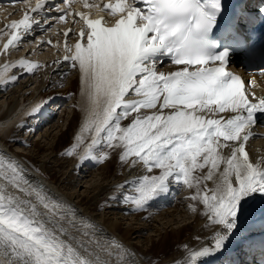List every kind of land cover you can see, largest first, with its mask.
Returning a JSON list of instances; mask_svg holds the SVG:
<instances>
[{
    "label": "snow or ice",
    "instance_id": "obj_1",
    "mask_svg": "<svg viewBox=\"0 0 264 264\" xmlns=\"http://www.w3.org/2000/svg\"><path fill=\"white\" fill-rule=\"evenodd\" d=\"M83 2L85 8L107 10L110 18L91 19L80 11L73 15L72 0H61L63 7L50 9L58 12L57 21L71 16L73 24L81 25L75 34L63 33L65 41L75 38L73 44H65L64 60L79 73L86 103L81 134L65 154L73 155L84 144L83 134L90 132L91 143L81 163L89 159L104 163L115 154L123 165H140L151 175L134 181L135 194L124 195L121 201L136 211L170 194L173 184L193 189L189 209L197 213L202 205L211 242L199 250L188 249L183 264H202L222 255L243 223L264 216V159L252 162L245 148L258 120L264 118V98L257 100L254 94L250 98L245 82L227 71L237 52L249 61L264 60V49L248 43L252 30L264 23V6L252 10L248 0L232 5L224 0H116L102 8ZM44 7V0H38L30 11L39 14ZM34 24L39 25L37 16L25 13L0 30V36L7 27L13 30L4 49L21 41L18 30L26 34ZM163 58L183 67L158 72ZM18 64L29 73L40 67L25 60ZM8 68L4 65L5 72ZM220 113L233 115L215 118ZM124 120L130 121L127 126H122ZM99 145L108 151L97 156L93 150ZM6 169L20 175L15 161L7 162ZM126 186L127 182L119 187L123 191ZM12 187L24 192L18 184ZM38 202L49 210L43 196ZM64 212L71 222L79 219L85 227H95L72 209ZM49 223L35 204L0 187V264H107L67 243L62 239L65 230L49 228ZM113 244L122 258L134 255ZM124 264L134 262L124 260Z\"/></svg>",
    "mask_w": 264,
    "mask_h": 264
},
{
    "label": "bare ground",
    "instance_id": "obj_2",
    "mask_svg": "<svg viewBox=\"0 0 264 264\" xmlns=\"http://www.w3.org/2000/svg\"><path fill=\"white\" fill-rule=\"evenodd\" d=\"M2 21L3 19L0 17V22ZM38 42V39L36 41L30 40L27 44L29 46L32 45L30 47L32 54L37 55L43 62L41 63L39 69L33 71L32 73L28 72L26 76H28L30 80L35 72L39 73L40 78L31 84L29 80L24 84L21 82L18 87L16 86L17 88H15L13 92L9 93L8 89L13 86L9 84L11 81L10 79L13 76H16L19 72L23 71L22 68L18 69L19 71L17 70L11 75L9 81H6L7 85H0V153L4 154L0 157V160L4 161L3 164H0V187L6 186L7 191L12 195L35 204L37 206V210L41 213L42 218L46 221H51V223L48 224L49 228L54 230L63 228L66 235H64L62 239L80 250L85 255L91 253L92 258L99 257L102 261L107 262V264H118V261L120 264H124V260L132 261L134 264H175L176 261L180 260L181 264H183V259H186L188 249L199 250L200 247L211 242V227L202 213V205H198L197 213H193L189 209V204L193 203L189 200V197L194 194L193 189H186L182 185L177 186L176 184H173L172 188L175 190V194L180 191L183 192V190L187 191V194L184 196L185 210L183 212L173 211V214L170 212L165 214L159 213L160 216H164L165 219L167 216L169 219H166V222H157L155 225H153V223H156V220H151L149 216L145 215V212H141V210H134L132 206L126 202L122 203L121 201H123V197L121 201L116 199L120 205V209L123 210V207L121 206H124L125 210L137 213V216L142 217L144 221L142 226H140L141 228L139 227L140 230L134 228L126 230L120 228L116 220L113 222L112 219L108 220L107 217V219L103 217V220H101L99 218L100 216H97L95 213V208L109 206L110 204L105 205L104 202L107 200H113L114 197H118L120 199L119 194L122 193L123 195V191L119 186L125 185L126 182L127 186L125 188H128L130 191H127L126 193V189L124 194L134 195V181L139 179L143 174L151 175L146 173V170H144L140 165H136L134 168L123 165L118 162V158L115 154H112V158L100 166L96 161H93V163L88 161V163L82 164L80 160L79 163L81 164H79L78 167L74 165V167H72L73 169L71 168V172L76 174L79 168L86 165L96 167L98 170H101L102 173H100V176L102 177V182L105 183V185L100 184L92 187L94 190L91 197L87 196L79 198L80 194L78 193V195L74 197L76 201L73 199V195L71 193L66 194L59 188V180L54 181L51 175H45L46 172L43 171V169L45 166L48 168L49 161L56 163L57 165L55 167L59 170H64V162H60L61 160L58 159V151L62 149V145H64L70 137L75 138L77 133V122H79L78 131H80L77 136L81 134L82 125L86 116V103L81 95L79 73L71 67L69 62L64 60L63 56L65 51L62 46L52 40L50 42L52 44L51 47L49 45H45L47 51L45 54H41V52H43V48L41 47L40 49H37L39 46L35 48V45ZM29 46H27V48ZM17 52L18 51L15 53ZM27 54H31L30 50L27 51ZM54 56L58 58L53 59ZM57 64H59L58 67ZM54 68L55 70L57 68H61L63 71L71 72V76L69 75L70 77L67 78L66 82L64 81L63 84L56 85V87H62V85H64L63 89H57V91L53 90L54 87L52 88L54 78L52 79L50 75L48 76V74H55L54 71L52 72V69ZM157 71L163 73L170 72L167 67H163V65L160 64H157ZM2 73L4 74L5 72ZM23 77L25 76H21V78ZM257 78L259 81L264 82L261 80L262 78L260 76ZM35 83L37 84V87L34 88V90H31L30 86ZM9 94H11V96H9ZM16 94L18 95L17 97L15 96ZM56 101H71V106L75 112V116L70 121L68 129L61 133L58 139L53 141V143L45 146H40V144L37 143L33 146L34 148L32 152L35 156L38 158L42 157L47 160V162L40 164V172L36 167L19 155V153L17 154L16 150L13 151L12 148L17 147V149H19L20 145H25L26 141H23L18 137V132L23 126L28 125V121H36L39 119L41 124L44 123L43 126L49 124L50 121L48 118L46 119L49 112L48 108ZM58 102L54 103L53 107L56 106L55 108H57V105L60 104ZM34 109H38V111L34 112ZM225 114L226 113H220L215 118H220V116ZM33 116H35V118H33ZM223 117L226 118V116ZM129 122V120L122 121V126H127ZM30 127L32 128L30 129V133L34 132V135L40 136V138L43 139V136L41 134L39 135L38 123L34 127L32 125ZM260 133L264 134V128ZM83 135L84 144L81 145L82 151L88 144L91 143L92 133L86 132ZM248 147L250 148L249 158L252 162L255 163L258 160L264 159V138L259 137L253 139ZM20 150L21 149H19V151ZM105 151H108V149H105ZM224 152L228 153L229 150L225 149ZM9 161H15L19 165L20 175L14 176L10 170L6 169V164ZM86 173L91 174L90 171H87ZM63 175L64 173L62 176ZM5 176H7V180H5ZM86 176H83L82 179H85ZM70 180L73 181V177H71ZM115 181H120L121 183L113 184ZM13 183L18 184L20 188L24 189V192L12 187ZM77 183L81 182L79 181ZM212 186V182L209 181L208 187L211 188ZM25 192L28 194L25 195ZM39 196H43L45 200L49 202V210H46L39 204ZM164 197L165 196L150 202L146 207H155L158 203L162 204V208L168 207L169 203L165 201ZM53 202L63 205L64 207L58 208ZM146 207L144 209H146ZM175 208H177V206H174V209ZM65 209L74 210L78 217L91 222V224L95 225V227H85L79 219L71 222L70 217L64 212ZM156 209H158V207ZM62 214L63 218H61ZM176 215L177 217H175ZM176 218H179V220ZM250 222H253L254 225H250ZM157 226L158 228L161 226V228L157 229ZM252 226L264 227V216L258 215L246 221L240 226L238 232L248 234V229ZM147 231H150V235L146 238L144 237L145 244L141 247L137 245L138 243L134 244L135 239L140 243V234L143 232L147 233ZM131 234L135 237H131ZM113 242L117 245H122L123 248L130 250L134 255L122 258L118 255L120 249L116 248ZM109 253H111V255H109ZM202 264H217V260L211 257L204 260Z\"/></svg>",
    "mask_w": 264,
    "mask_h": 264
},
{
    "label": "rangeland",
    "instance_id": "obj_3",
    "mask_svg": "<svg viewBox=\"0 0 264 264\" xmlns=\"http://www.w3.org/2000/svg\"><path fill=\"white\" fill-rule=\"evenodd\" d=\"M66 65H68V64H66ZM70 74H71L70 71H60V72H58L56 74H53L52 75V79L54 78V84L52 85V88L54 87L53 90L57 91V89H63L64 85H62V87L61 86L60 87H56V85L63 84L64 81L66 82L67 78H69L71 76ZM24 78H26V79H24ZM38 78H40L39 77V73H35L34 72L32 78L30 80H29V77L27 76V77H23V78H21V77L18 78L16 83H12L10 81L11 83L9 82V84H11L13 86L10 87L8 89V91H9V93L13 92L14 89L17 88L21 82H23L22 84H24L25 82H27L29 80V82L31 84V83H34L35 81H37ZM61 78H64V80L61 79ZM35 84H32L30 86L31 90L32 89L34 90V88L37 87V84L36 85ZM9 96H11V94H9ZM15 96L17 97L18 95L16 94ZM135 99H138V97H135ZM56 102H58V101H56ZM56 102H54V103H56ZM64 102L65 101L58 102V103H60V104L57 105L58 106L57 108H59L58 110H57V108H55L56 106L53 107L54 103H52L50 105V109L53 107L51 110H54V111L51 113L52 116H51V119H49L50 122H49L48 125H44L43 126L44 123L41 124L39 119H37L36 121H28L27 122L28 125L27 126H23L20 129V131L18 132V137L21 140L26 141L25 145H20L19 146V149H21L22 151L21 150L19 151V149H17V147L16 148L15 147L12 148L13 151L16 150L17 154L19 153V155H21L27 162H29L34 167H36L40 172H41V169L39 167L40 164L47 162V160L42 158V157L38 158L37 156H35V154L32 152L33 148H34L33 146H35L37 143H39L40 146H45L47 144H51V143H53V141L58 139V137H59V135L61 133L65 132L68 129L70 121L75 116V112H74V110H73V108L71 106V104H72L71 101H66L65 104H64ZM48 103H50V102H48ZM61 105H63V106H61ZM142 111H145V110H142ZM33 118H35V116H33ZM37 123L39 124V127H38L39 135L41 134L43 136V139H41L40 136L34 135L35 134L34 132L30 133V129H32L30 126L32 125L34 127ZM78 129H79V122H77V127H76L77 133L75 135V138L77 137V134L80 132V131H78ZM71 138L72 137H70L69 140L66 141L64 145H62V149L60 151H58V154H59V158L58 159L61 160L60 162H64V167H65L64 170H59L57 167H55L57 165L56 163H54L53 161H49L48 168H50L51 170L48 169L47 166H45L43 171L46 172L45 175H48V176L51 175L53 177L54 181L55 180H59L60 181V185H59L60 187L59 188L66 194H70L71 193L73 195V199H74L75 196L78 195V193L80 194L79 198L87 197V196L91 197L92 194H93V190H94L92 187L100 185V184L101 185H105V183L102 182V177L100 176V173H102V172H101V170H98V168L93 167V166H89V165L88 166L86 165V166H83V167L79 168L78 171L76 172V174L71 172V170L73 169L72 167H74V165L76 167H78L79 164H81V163H79V161H80V157H81V155L83 154V151H84V150L82 151V147L79 146V147H77L75 149V151L73 152V155H71V156L65 155V152H67L69 150H72L73 146L76 144L75 138L74 137L72 139ZM105 149L106 148H104L103 145H99L93 151L98 156L99 154H101V152L105 151ZM24 156H26V157H24ZM88 161H91V163H93V161H95V160H91V159L85 160L84 161L85 163L83 162L82 164H86V163H88ZM102 164L103 163H99V166L102 165ZM62 171L64 173L63 176H62V174H63ZM87 171H90L91 174L86 173ZM83 176H86V178L82 179ZM71 177H73V181L70 180ZM79 181L81 183H77ZM116 183L119 184L121 182L120 181H115L113 184H116ZM125 190H126V193H127V191H130L128 188H124L123 189V195H122V193L119 194L120 195V199L118 197H114L113 200L105 201L104 202L105 205L106 204L107 205L110 204V205L106 206V207H103V208H97L96 207L95 208L96 209L95 213L97 214V216H100L99 218L101 220H103V217H105V218L107 217L108 220L112 219L113 222L116 220V222H118V226L120 228H123V229H126V230H130L131 228L132 229L133 228L134 229H139V227L142 226V224L144 222L142 217L137 216V213H135V212H129V211L125 210L124 206H121V207H123V210L120 209V205L116 201V199L121 201L124 198V195H129V194H124ZM174 191L175 190L173 189L172 192H174ZM174 194H175V192H174ZM186 194H187L186 190H183V192L180 191L179 193L175 194V195H177V198H175L174 200L169 201V202L166 200V196H167L166 195L164 197V199H165L166 202L169 203L168 207L162 208V204L158 203L157 204L158 206L156 205L155 207L154 206H150L148 208L146 207V209L141 210V212H145V215L149 216V218H151V220H153V221L156 220V223H153V225L157 224V222L158 223L166 222L169 218H167V216H166V219H167L166 220L165 217L164 216H160L159 213L165 214V213H169L170 212V213L173 214L174 213L173 211L183 212L185 210L184 209L185 208L184 196ZM74 200L76 201V199H74ZM104 203H102V204H104ZM180 203H182V204H180ZM173 205L177 206V208L174 209ZM157 207H158L159 210L156 209ZM151 210H152V213H151ZM177 215L175 217H177ZM176 219L179 220V218H176ZM156 228L159 229V228H161V226H159V228L157 226ZM147 233L146 232L141 233L140 234V241L141 242L139 243L135 239L134 240V244L138 243L137 245L140 246V247L143 244H145L144 237L145 238L148 237L150 235V231H147ZM130 236L133 237V238L135 237L132 234ZM141 236H142V238H141ZM155 239H157V238H155Z\"/></svg>",
    "mask_w": 264,
    "mask_h": 264
}]
</instances>
